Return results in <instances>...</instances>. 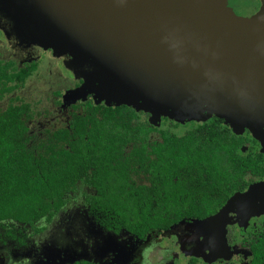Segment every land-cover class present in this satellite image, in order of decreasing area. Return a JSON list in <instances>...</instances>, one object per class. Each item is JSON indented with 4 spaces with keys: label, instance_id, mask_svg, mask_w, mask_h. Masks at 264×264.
Returning a JSON list of instances; mask_svg holds the SVG:
<instances>
[{
    "label": "water",
    "instance_id": "95a60500",
    "mask_svg": "<svg viewBox=\"0 0 264 264\" xmlns=\"http://www.w3.org/2000/svg\"><path fill=\"white\" fill-rule=\"evenodd\" d=\"M38 1L34 6L26 0L12 11L6 2L0 12L25 13L34 28L24 43L53 49L59 57L81 53L77 62L85 82L74 96L93 93L108 104L149 113L152 123L161 117L180 124L216 117L236 133L264 126V8L242 22L234 14L208 20L201 13L186 15V0ZM83 4L95 8L94 14L78 13ZM86 57L89 66L81 59ZM259 195L264 197V183L233 197L222 211L225 252L229 213Z\"/></svg>",
    "mask_w": 264,
    "mask_h": 264
},
{
    "label": "trees",
    "instance_id": "16d2710c",
    "mask_svg": "<svg viewBox=\"0 0 264 264\" xmlns=\"http://www.w3.org/2000/svg\"><path fill=\"white\" fill-rule=\"evenodd\" d=\"M35 70L0 66V96L17 91ZM118 106L137 117L133 107ZM22 108L9 105L0 113V221L50 220L61 198L78 181H87L100 193L91 202L101 206L106 228L144 238L186 216L206 220L236 189L230 176L248 164L242 137L218 118L184 129L176 124L175 132L162 127L160 141L148 144V123L133 126L132 113L106 108V114L75 119L56 137L60 144L54 139L26 146ZM141 172L149 174V184L131 180Z\"/></svg>",
    "mask_w": 264,
    "mask_h": 264
},
{
    "label": "flooded vegetation",
    "instance_id": "af4514ba",
    "mask_svg": "<svg viewBox=\"0 0 264 264\" xmlns=\"http://www.w3.org/2000/svg\"><path fill=\"white\" fill-rule=\"evenodd\" d=\"M259 6L261 7V3ZM4 26H8V21L4 22ZM1 34L0 66L3 69L7 68V71L10 72L25 70L30 74L31 68L36 67V70L28 76L24 85L20 86L17 91L3 93L0 96V113L7 111L9 105H17L20 108L23 106L20 118L24 122L21 141L26 146L45 143L49 140L54 141V139H59L57 142L60 144L62 143L60 138L56 137L60 136L63 130H70L75 119L86 117L87 114L92 113H96L97 116L106 114V108L112 109L116 113L121 111L129 115L132 113L114 103L108 104L105 101H100L93 93L81 95L77 101L68 98V94L73 97V91L80 88L85 82L83 78L77 77L79 71L75 65H71V62H65V59L56 56L52 50H45L42 47L26 43L22 45L15 35L8 34L2 37ZM65 57L68 59V56ZM33 81L43 85L45 90L36 89L35 85L32 84ZM115 116L118 117L117 114ZM136 116L131 115V125L148 123L152 129V132L147 134L148 144L160 141L159 135L162 127L175 132L179 130L176 124L187 128L189 125L201 124L213 119L180 124L167 117H161L160 121L152 123L149 113L138 111ZM222 121L225 126L233 131L231 125L225 124L224 120ZM237 132L239 133L234 132V134L243 139L240 150L249 154L247 156L248 167L244 164V171L230 176V179L237 184L236 189L223 206L217 208L215 213L209 217L207 216L206 220H202L207 221L216 217V221L211 223L208 228L217 234L218 252L205 262L194 257L183 260L178 251L169 246V250L175 253L177 264H264V197L260 195L258 199L255 198L248 204L237 205L234 211L229 213V222L226 223L225 227V237L229 250L225 252L223 246L220 245L224 223L222 211L233 197L246 194L252 187L264 183V126L260 129H238ZM128 143H130V147L133 146V141L130 140ZM129 149L128 146L125 147V151H129ZM137 174L131 176V180L136 185L149 184L148 173ZM99 195L100 193L93 185L87 181H78L61 198L63 203L53 212L50 220L44 216L33 224H28L8 219L0 221V226L20 225L23 229L31 230L34 236L32 242H37L33 245L35 248L38 244L47 248L57 245L62 251L64 250L63 245H65L64 240L69 239L72 245L67 249V254L65 255V250L62 251V254L57 256L55 264H58L63 260L62 257L69 254L71 264H102V261L107 262L106 264H131V254L136 250L138 244L144 243L149 236L161 235L176 224L195 220V218L186 216L173 223L168 230L149 231L144 238H139L125 229L114 232L106 228L107 221L103 213L100 212L101 206H96L91 202L93 197L97 198ZM49 227H51L50 230ZM51 231H54L53 235L47 239ZM99 235L103 238H100ZM4 236L12 243L19 240L16 238V233L11 230H7L1 238ZM2 241L4 242V240ZM93 243L106 248V256L104 255L101 260L98 259V262L92 258L89 261H77L90 251ZM45 261L47 259L43 258L42 264Z\"/></svg>",
    "mask_w": 264,
    "mask_h": 264
},
{
    "label": "rangeland",
    "instance_id": "374dc122",
    "mask_svg": "<svg viewBox=\"0 0 264 264\" xmlns=\"http://www.w3.org/2000/svg\"><path fill=\"white\" fill-rule=\"evenodd\" d=\"M25 1L26 0H0V6L8 2L11 5L7 10L12 11L11 8L16 4L19 8H24L26 6ZM32 1H35V3H33L34 6L40 5V2L38 0H30V3ZM45 3L50 4L49 1H46ZM260 3L261 7L259 6ZM182 6L187 13L186 15L193 16L201 13L205 16L203 19L208 20L212 19L215 15H219L220 13L223 15V19H227L228 17H231V14H234L238 18H240L239 20L245 22L244 20L249 21L248 19L256 18L259 16V13H261L264 8V0H186L184 1V4H182ZM195 6H197L198 8H194ZM94 9H91L89 6L83 4L79 8H77L76 11L78 13L83 12L85 16H90L94 14ZM105 10L106 12H108V9ZM22 13V15H19L16 13L12 14L10 12H0V33H2V37L8 34H11L12 36L15 35L20 43L24 45L23 43L26 42L25 38H27L24 36V34L26 33V31H32L34 26H29L27 24V21H30L26 17L25 13ZM5 21H8L7 27H3ZM210 22L212 21L210 20ZM224 23L227 24L226 21H224ZM212 24L214 23L212 22ZM45 50L53 51V49L50 48H47ZM65 56H68V59H66L67 57ZM78 57H81V53L79 51H77L75 55H61V58L65 59V62H70V60H72V62H77ZM55 58L59 59L58 57ZM81 59L85 60V62L83 63L84 66L85 64L89 66L91 61L88 57ZM72 62L71 65H73ZM79 63L80 62H77V71L81 70L78 69ZM59 64L62 67L61 63ZM77 77L81 78L80 74L77 75ZM32 84L35 85L36 89L38 90H45V87H43V85H40L38 82L33 81ZM76 95L77 94L72 97L70 96V94H68L67 97L73 99L74 101H77V99L81 98V95ZM212 109L213 108H210L211 111ZM189 122L197 121L191 120ZM181 129H184V127H181ZM214 221H216V219L207 221L193 220L191 222H181L174 225L169 231L163 232L161 235L155 237L149 236L144 243H139L136 250L133 251V253L131 254L132 259L130 263L177 264L175 253H173L172 250H169V246L174 247L175 250L178 251L181 258H183V260L194 257L202 262H205L210 257H214L216 252H218L219 244L217 234L214 233L212 229L208 228ZM50 228L51 227H49V230ZM7 230L14 231V233H16L17 240H19L15 243H12L8 238H6V236L1 238V236L6 234ZM53 232L54 231H51L48 234L47 239L49 236L53 235ZM99 237L103 238L101 235H99ZM33 238L34 236L31 230H28L27 228L23 229V227H20V225H6L4 227L0 226V264H42L43 258L47 259V261H45L43 264H55L57 256L62 254V251L64 250L66 255L67 249L72 245V242H70L69 239H65L63 242L65 244L63 245L64 250L62 251L57 245H54L51 248H47L44 245L38 244V246H36L35 248L33 245L37 244V242H32ZM1 240H4V242H2L5 244H3ZM106 253V248L99 246L97 243H93L90 251L86 252L84 256L77 259V261H89L92 258L96 262H98L104 257V255L106 256ZM62 259L63 260H61L58 264H71L70 254L62 257ZM101 263L106 264L107 262L102 261Z\"/></svg>",
    "mask_w": 264,
    "mask_h": 264
}]
</instances>
